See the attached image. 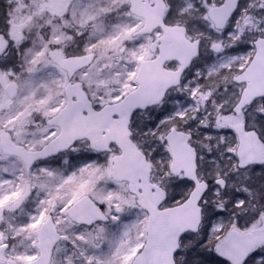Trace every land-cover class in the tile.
Here are the masks:
<instances>
[{"label": "snow or ice", "instance_id": "snow-or-ice-1", "mask_svg": "<svg viewBox=\"0 0 264 264\" xmlns=\"http://www.w3.org/2000/svg\"><path fill=\"white\" fill-rule=\"evenodd\" d=\"M223 4L224 0H197L195 4L168 0L162 23L171 27L173 17H189L194 8L199 14L194 22L202 30L231 36L234 22L247 9H242L240 0H236L237 6L228 14L221 31L213 26L210 17L214 8ZM17 11L21 13L18 34H12L10 14L0 28V264H147L143 258L152 242L154 213L145 199L146 193H163L156 212L187 201L186 192L195 188L196 181L171 175L172 162L162 157L171 156L172 137L186 138L194 147V127L203 134L201 141L217 144L221 154L233 162L235 171L242 172L251 183L242 189L231 187L233 173H218L217 178L203 183L204 191L197 201L205 213L202 226L180 235L182 246L175 251L174 264H205L200 250L216 230L218 219L232 215L243 221L245 214L241 210L250 205L255 215L264 212V204L259 208L252 205L253 199L264 200V160L242 161L237 152L238 130L221 127L212 119L205 123L198 109L196 116L187 108L171 109L167 104L158 110L143 105L131 111V128L139 135L153 137L146 145L147 153L142 152L145 161L155 167L152 183H142L134 172L122 173L120 150L114 143L101 149L89 142L87 151L80 150L81 138L72 132L74 123L102 111L104 105L100 101L105 97L110 105L113 101H127L138 86V81L132 79L136 72L131 66L142 57L127 45L135 42L140 25L129 26L122 20L133 15L132 3L20 0ZM106 20L114 22L105 26ZM174 23L177 30L185 33L191 49L187 63L192 64L203 55V41L187 35V20L183 25L179 20ZM156 31L159 33L160 28ZM28 34L34 35L31 41ZM253 46L234 45L229 51ZM212 47L219 52V45ZM10 49L16 52L9 55ZM21 51L24 62L17 65L16 56ZM217 72L224 75L223 64L210 67L208 75ZM41 73L46 75L40 76ZM236 79H240L239 75ZM214 95L213 90L192 88L189 104H215ZM237 99L239 102L231 108L220 104L216 111L226 118L255 110V127H245V132L254 133L264 145V110L258 108L264 104V97L253 99L250 104L239 96ZM144 113L151 115L143 120ZM131 128L130 138L138 144ZM225 137L232 138V142L224 143ZM206 156L214 158L216 153L211 148L197 153L200 161ZM101 158L104 164L99 162ZM217 196L223 201L221 205L215 202ZM29 204L31 210L27 208ZM112 225H119L120 231L112 232ZM223 231L224 228L219 229L216 235ZM248 264H264V250L254 252Z\"/></svg>", "mask_w": 264, "mask_h": 264}, {"label": "water", "instance_id": "water-1", "mask_svg": "<svg viewBox=\"0 0 264 264\" xmlns=\"http://www.w3.org/2000/svg\"><path fill=\"white\" fill-rule=\"evenodd\" d=\"M155 1V5L150 6L148 0H131L134 14L145 19V25L138 33H152L157 27L164 29V36L160 39L159 56L141 63L136 77L139 86L135 94L130 95L125 102L105 106L88 120L76 121L72 128L74 135L88 139L101 149H107L110 143L115 142L122 149V173L134 172L141 177L142 183H151L152 169L130 139L129 115L136 107L159 104L170 88L181 83L183 74L192 65L187 63L191 59V49L185 39V33L177 30V26L166 27L162 23L167 6L164 0ZM236 6V0H225L222 7L214 8L210 19L222 30L228 14ZM255 45L256 53L251 63L239 75V80L236 79L237 76L234 78L236 83H247L241 96L245 104L264 97V38H258ZM168 60H177L184 67L176 71L168 70L165 67ZM237 114L241 115L242 112ZM245 127L244 123L230 126L238 130V155L242 161L264 160V145L254 133L245 132ZM169 146L173 153L172 173L180 175L183 172L185 177L194 179L196 185L186 202L179 207H170L167 211H155L156 205L164 198L161 191L146 193L145 199L154 213V223L151 226L152 242L143 258L147 264H174L175 251L180 248V235L188 230L200 229L202 224L203 215L197 201L204 191L202 185L205 181H200L198 177L197 151L182 137L170 138ZM263 239L264 226L258 235L242 234L233 230L218 245V250L234 262L242 263Z\"/></svg>", "mask_w": 264, "mask_h": 264}, {"label": "rangeland", "instance_id": "rangeland-1", "mask_svg": "<svg viewBox=\"0 0 264 264\" xmlns=\"http://www.w3.org/2000/svg\"><path fill=\"white\" fill-rule=\"evenodd\" d=\"M166 1L168 2V0ZM124 2H129V0H124ZM150 2L153 3V0H150ZM181 2L183 3V0H181ZM188 2L195 4L197 0H188ZM19 6L20 0H11L10 3L6 2V0H3V11L0 16V23L4 26V22L8 19V14H10L11 22L13 24V35L18 34L17 25L19 23V17L21 15V13L17 11V8ZM240 7L242 9L246 8L247 10L243 11L242 14L239 15L238 19L234 22V32L231 36H222L217 32H209L206 29L202 30L200 25L194 22L198 19L199 16V14L195 11L194 8L192 10L191 16L189 17L175 16L172 18V21L174 22L177 20H179L181 23H184L185 20L188 21V27L192 30L190 36H192L193 38H201L203 41V55L202 58L199 61L195 62L193 67L187 72L183 84L179 88L172 90L169 93L167 100L162 104V106L164 104H167V106L171 109L181 110L187 108L192 116H196V109H198L200 112V116L204 118L205 123H208L209 120L212 119L215 121V124L225 128H229L230 124L241 121H245L247 124H249V126L255 127L256 122L252 119L253 115L255 114V110L251 113H244L242 116H237L236 114H234L226 118L221 113L216 111V108L220 104H223L225 108H231L237 102V96L240 97L242 90L240 85H236L233 83L232 79L235 75H237L246 68L255 52L254 46L249 47L247 50H240L239 48H237V51L235 52L229 51V49H231L234 45H253L254 40L259 35H264V11H260V9L264 7V0H242ZM122 20L129 26L139 24L141 27L143 23L142 19L135 15L122 17ZM113 22L114 20H106L104 22V25L109 26ZM201 23L203 22L201 21ZM139 28H137V30ZM33 38V34H28L29 41H31ZM153 38H155L154 35L151 37L139 36L134 37L135 42L128 43V48L138 52L139 56L142 57L136 59L135 66H131L132 71H135L137 73L139 64L142 60L154 57V53L151 52L150 48V44ZM213 44H220L222 46L221 51L215 52L212 49ZM15 52L16 49H10L9 55L14 54ZM111 54V52L108 53V55ZM16 62L17 65L23 64L24 55L22 51L19 55L16 56ZM116 63L119 64L120 61H116ZM221 64H223L225 70L224 75H221L219 72H217L211 77H209V68H219ZM168 66L170 68H176L178 65L177 63H170L168 64ZM17 71H20L19 67L17 68ZM39 75L44 76L46 74L41 73ZM134 78L135 77H132V79ZM195 87H201L204 91L213 90L215 93L213 99L217 101V103L214 104L205 102L196 104L195 101H192V103L189 104V100L191 99L190 89ZM226 89H228V91H226ZM100 103L103 105L107 104V97H105L104 100H101ZM162 106L157 108V110L160 109ZM258 108H260V110H264V104L258 105ZM150 115L151 113H144L141 119L146 120L150 117ZM200 116L197 117L198 120L200 119ZM134 131L137 133L136 129H134ZM192 132L196 136V141H194L193 143L199 151H205L207 148H210L211 145V147L214 149V152L216 153V156L214 158L206 156L204 160H199V163L202 166V171L200 175L204 179H215L217 178L218 173H233V176L235 178L230 181L231 187H239L242 189L244 185L251 183V181L245 180L243 178V173L235 171V169L233 168V162L230 161L227 156L221 154V149L217 146V144H209L207 141H201L200 137L203 134L197 133L195 127L192 129ZM211 135L215 138L216 134L215 132H213L211 133ZM136 137L139 141V146L141 143L142 150L147 153L148 148L146 147V145L152 142L153 137L139 135L138 133ZM223 142L231 143L232 138L225 137L223 138ZM79 147L81 151H87L88 143L81 142L79 144ZM101 157H103V155H101ZM162 158L165 161H168L166 155H164ZM99 162L101 164L105 163L103 158H101ZM153 169L155 173V167H153ZM253 179H255L254 176ZM239 184L242 185L238 186ZM187 193H189V191ZM215 202L217 205H221L223 203L222 199L219 196L216 197ZM259 204H264V200H261ZM27 208L28 210H31L32 204H29ZM241 211H243L245 214V219L243 221H240L241 225L245 226L247 230H251L252 226L256 223L257 218H255V216L257 215L253 213L251 205L246 210ZM250 216H252L253 219H250ZM130 218L131 217H129V219ZM17 219H23V217L17 216ZM238 222V216L232 215L225 216L223 220H217L216 230L213 231L212 236L209 239L206 247L200 250L203 252V259L205 263L213 264L215 262L214 260L217 259L216 257H218L216 253V244L218 243L217 241H219L221 236H224L226 233H228V230L231 227H234L235 224H238ZM221 228H224L225 231L220 232L219 236H217L216 232L219 231V229ZM111 231L118 233L120 231V226L112 225ZM261 250H264V248L260 249L259 251ZM217 264H220V262L217 261Z\"/></svg>", "mask_w": 264, "mask_h": 264}, {"label": "flooded vegetation", "instance_id": "flooded-vegetation-1", "mask_svg": "<svg viewBox=\"0 0 264 264\" xmlns=\"http://www.w3.org/2000/svg\"><path fill=\"white\" fill-rule=\"evenodd\" d=\"M162 34V32H161V30L159 31V33L156 31V33L154 34L155 35V38H153L152 39V41H151V44H150V48H151V52L153 51V48L155 49V51H158L159 49H158V44L156 45V46H154L153 47V44H152V42L154 41V39H156L157 37H159L160 35ZM157 36V37H156ZM241 184H239L238 186H240ZM237 188H239V187H237ZM249 214H250V212H249ZM248 214V215H249ZM252 218V216H250V219ZM255 218H257L256 220V223L252 226V229L251 230H249L250 232H252V233H256V234H258L259 233V231H260V229L263 227V218L261 219V223L259 222V218H258V216H255ZM253 219V218H252ZM241 220H239V222H240ZM262 248H264V240H262L256 247H255V249L252 251V253L247 257V259L242 263V264H247L248 263V258L251 256V255H253V253L254 252H257V251H259L260 249H262ZM228 264H233V263H231V262H229L228 261Z\"/></svg>", "mask_w": 264, "mask_h": 264}, {"label": "trees", "instance_id": "trees-1", "mask_svg": "<svg viewBox=\"0 0 264 264\" xmlns=\"http://www.w3.org/2000/svg\"><path fill=\"white\" fill-rule=\"evenodd\" d=\"M0 2H1V7H0V16H1V14H2V11H3V0H0ZM3 27V25L0 23V28H2ZM241 227V226H240ZM243 227V226H242ZM241 227V228H242Z\"/></svg>", "mask_w": 264, "mask_h": 264}]
</instances>
